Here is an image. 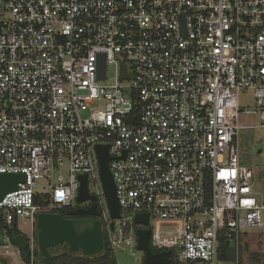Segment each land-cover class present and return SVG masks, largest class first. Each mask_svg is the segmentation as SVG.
Instances as JSON below:
<instances>
[{
	"label": "built area",
	"instance_id": "2783aa9c",
	"mask_svg": "<svg viewBox=\"0 0 264 264\" xmlns=\"http://www.w3.org/2000/svg\"><path fill=\"white\" fill-rule=\"evenodd\" d=\"M240 114L264 128V0H0V174L24 176L0 200L1 236L28 221L34 264L37 217L72 208L85 175L113 252L134 256L142 228L177 264H238L264 220ZM96 146L111 158L112 231Z\"/></svg>",
	"mask_w": 264,
	"mask_h": 264
},
{
	"label": "water",
	"instance_id": "95a60500",
	"mask_svg": "<svg viewBox=\"0 0 264 264\" xmlns=\"http://www.w3.org/2000/svg\"><path fill=\"white\" fill-rule=\"evenodd\" d=\"M101 71L99 77H104V56L100 55ZM96 155L99 163V178L102 187L103 197L110 218V230L114 228V220L120 218V208L116 197V188L109 171L108 163L111 158L108 155V146H96ZM123 158V157H122ZM80 186L75 200L76 205L86 202H92L88 209L76 208L69 211V217L78 216H99L96 212L97 197L91 195L87 189V178L85 175L79 176ZM24 181L22 174H0V200L8 192L14 191L18 183ZM137 225L147 226L148 217L146 214H137L134 217ZM78 220L74 218H63L58 213L39 214L36 221L37 230V246L40 255V264L49 262L51 256L49 249L58 247L61 244L67 245L68 253H80L84 257H92L99 254L103 250L104 237L100 220H94L90 228H84L80 233L76 227ZM137 250L143 252L144 264H171L170 251H161L152 253L149 249L150 232L147 229H138ZM7 241H13L19 251L23 261L27 260L25 253L28 242L21 236L17 235L13 238H7ZM5 243V239L0 233V246Z\"/></svg>",
	"mask_w": 264,
	"mask_h": 264
},
{
	"label": "rangeland",
	"instance_id": "374dc122",
	"mask_svg": "<svg viewBox=\"0 0 264 264\" xmlns=\"http://www.w3.org/2000/svg\"><path fill=\"white\" fill-rule=\"evenodd\" d=\"M252 99L251 92L242 93L240 95L241 107H253ZM239 126L241 128L240 163L247 166L252 171L253 190L257 193L258 198H262L264 200V128L260 127L259 118L251 114H240ZM241 159L245 161V164L241 162ZM88 188L90 192L95 193V187L92 182L88 183ZM75 206L76 204L73 205V207ZM262 223V227L246 231L249 234H247L242 241V264H264V220ZM18 227L25 236L29 234L31 226L28 221H21ZM36 234L37 231L34 229V238ZM37 248L38 246L36 245L35 249ZM64 251L65 248H62L59 245L58 247H55L52 255L54 253H62ZM76 255H80V253H77ZM254 256L258 258V261L253 258ZM142 257L143 254L138 250H135L134 256L126 250H116L114 252V258L117 264H141ZM0 258H4L7 264H25V262L21 259L19 249L7 240H5L4 245L0 246Z\"/></svg>",
	"mask_w": 264,
	"mask_h": 264
},
{
	"label": "trees",
	"instance_id": "16d2710c",
	"mask_svg": "<svg viewBox=\"0 0 264 264\" xmlns=\"http://www.w3.org/2000/svg\"><path fill=\"white\" fill-rule=\"evenodd\" d=\"M241 162L243 164H245V161L242 160ZM70 209L71 208H69V209H58V210H54L53 213H58L63 218H66L67 217L66 216L67 215V211L70 210ZM99 211L100 212L103 211L102 207H99ZM87 226H90L88 218H84V221H82V223L79 224V226L76 227V230H77L78 233H80L83 230V228H85ZM103 226H104V223L101 220V227H103ZM102 230H103V228H102ZM17 235H21L27 242H29L28 238L24 234H22V232L20 230H18L17 224L15 222L11 228H8L6 230V236H7V238H9V237L13 238V237H15ZM36 236H37V234H36ZM36 236H35V243L37 245V237ZM103 237H104L103 250L99 254H97L95 256L84 257L81 254L80 255L70 254L67 251V245L66 244H61L60 246L62 248H65V251L62 252V253H54L52 255V252H53V250L55 248H50L49 252L51 254L50 255L51 258H50L49 262L46 263V264H117L116 260L114 258V252L109 248V246H108V244L106 242V234H105L104 230H103ZM10 243L13 246L17 247V245L13 241H10ZM246 248H247V246H246ZM149 249H150V251L152 253H156L157 252V250L152 247L150 242H149ZM25 253L27 254L28 258L24 262H25V264H30V258H29L30 250H29L28 247H27ZM241 253H242V249H241L240 254H239L238 264H242ZM34 255L36 257V260H35L34 264H40V255H39V252H38V248L35 249ZM253 258H255V260L258 261V258L256 256H254ZM219 259H220V261H226V262H229V263H232V262L235 261L234 249H232L230 247L229 243L224 242V241L221 242ZM0 264H7L6 260L4 258H0ZM141 264H144L143 263V259H142V263ZM171 264H177L174 261L173 258H171Z\"/></svg>",
	"mask_w": 264,
	"mask_h": 264
},
{
	"label": "flooded vegetation",
	"instance_id": "af4514ba",
	"mask_svg": "<svg viewBox=\"0 0 264 264\" xmlns=\"http://www.w3.org/2000/svg\"><path fill=\"white\" fill-rule=\"evenodd\" d=\"M97 203L98 204H97V207H96V212L99 214V216H78V217L76 216V217H69L68 215H66L67 216L66 218H74V219H77L78 222H79L77 226H79V224H81L82 221H84V218H88V221H89L90 226H87L85 228H90L92 226V222L94 220H98L99 219L100 222H101V219H102V213L103 212H100L99 211V207L100 206H99L98 198H97ZM91 204H92V202H86V203H83V204H80V205H76L75 207H72L70 210H68L67 213L69 211H72V210L76 209V208L88 209L91 206Z\"/></svg>",
	"mask_w": 264,
	"mask_h": 264
}]
</instances>
